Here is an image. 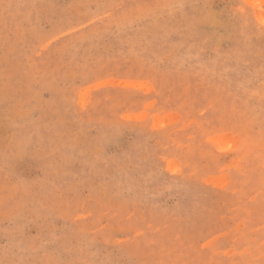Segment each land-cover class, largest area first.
<instances>
[{
    "label": "rangeland",
    "instance_id": "374dc122",
    "mask_svg": "<svg viewBox=\"0 0 264 264\" xmlns=\"http://www.w3.org/2000/svg\"><path fill=\"white\" fill-rule=\"evenodd\" d=\"M0 264H264V0H0Z\"/></svg>",
    "mask_w": 264,
    "mask_h": 264
}]
</instances>
